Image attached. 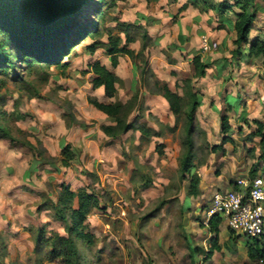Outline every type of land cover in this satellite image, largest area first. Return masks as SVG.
<instances>
[{"label": "rangeland", "instance_id": "1", "mask_svg": "<svg viewBox=\"0 0 264 264\" xmlns=\"http://www.w3.org/2000/svg\"><path fill=\"white\" fill-rule=\"evenodd\" d=\"M188 2L104 0L101 16L95 17L91 10L86 15L98 20L99 33L70 53L64 60L65 69H30L15 62L14 71L0 75V126L14 139H0V264H64L62 259L50 261V248L44 241L38 248L35 243L39 230L44 231V238L66 235L61 223L52 219L51 210L36 211L40 205L49 206L46 200H56L62 185L72 191L86 189L99 200V208L86 220L92 244L72 238L78 264H251L246 256L247 239L227 228L224 220L218 240L221 251L205 261L213 237L202 224L215 193L228 190L240 177H264L259 137L255 135L264 126V59L247 55L255 39L264 42V0H255L256 16L240 56L232 55L239 9L232 5L225 14L217 15ZM186 3L203 17L198 35L216 42V51L199 56L198 51L190 50V58L182 53L173 57L179 49L174 34L165 45L157 40L161 37L158 32L156 41L148 34L142 40V31L155 21L152 14H169L160 17L162 26L166 22L169 28L188 8L179 12ZM121 23L137 24L142 29L130 30L135 42L128 48L135 58L118 56L119 72L111 68L104 49L90 55L86 46L97 41L106 44L108 35L124 41L117 25ZM195 57L207 66L201 76L192 64ZM153 59L168 65L159 67L158 61L163 72L159 78L150 67ZM95 61L119 74L112 100L92 89L88 68ZM155 78L180 96L185 95L183 81L189 79L201 97L194 118L191 174L184 177L180 159L185 117L183 114L176 121L165 100L152 93ZM88 98L104 103L131 101L127 120L153 130L155 136L145 139L138 131H129L114 139L106 137L101 127L110 122L88 104ZM67 113L82 125H68L63 118ZM222 116L230 126L231 141L226 144L220 129ZM25 142L42 151L46 163L21 145ZM68 144L77 156L63 168L60 151ZM191 175L198 177L201 194L186 201L185 207L191 202V208L185 211L181 202L189 196Z\"/></svg>", "mask_w": 264, "mask_h": 264}, {"label": "trees", "instance_id": "2", "mask_svg": "<svg viewBox=\"0 0 264 264\" xmlns=\"http://www.w3.org/2000/svg\"><path fill=\"white\" fill-rule=\"evenodd\" d=\"M172 1L176 2L177 0ZM188 1L192 6L198 7L202 5L201 11L203 12L213 11L217 15L225 14L232 9V5L237 7L240 12L236 14V38L233 42L235 49L232 55L240 56L243 54L242 46L248 45V35L256 16L255 0H235L232 5L226 1L218 3H213L210 0ZM103 6L104 0H0V75H6L9 71H14L15 62L25 63L30 69L33 66L45 69H50L51 67L65 69L67 62H64V60L68 58L70 53L82 41L99 33L98 20L96 18V20L86 18V15L91 10L95 17L101 16ZM187 7L188 4H184L179 9V12ZM117 25L124 36V41L120 36L108 35L106 44L97 41L86 46V50L90 55H93L98 49H104L113 69L117 67L118 56L135 58L134 52L128 48L129 44L135 42L129 32L134 29H142V26L137 24L121 23ZM147 37V32L143 30L142 40L145 41ZM143 50L144 45L141 47V51ZM247 55H261L264 59V42L258 38L255 39L248 48ZM192 64L197 76H201L207 68L198 57L192 60ZM88 72L92 75V89L102 88L103 96L106 99H114L117 94L116 85L120 82L119 78L99 61L89 65ZM183 84L185 95L180 96L176 92L171 91L166 83L160 82L156 78L152 83L154 89L152 93L165 100L175 120L178 121L183 114L185 117L184 152L180 159L182 177L191 174L194 156L192 140L194 118L201 103V97L196 91H193L191 81L185 79ZM185 99H187L185 102L186 111L183 112ZM87 102L95 110L105 115L110 122V125L101 127V131L106 137L114 139L129 131H138L140 137L145 139L155 136L153 130L144 126H136L134 122L127 120V112H129L132 105L131 101L126 104L119 102L104 103L95 98H88ZM63 118L68 120V125H82L70 113L64 114ZM220 129L223 135V143H229L231 141L228 137L230 126L226 116H222L220 119ZM255 135L259 137V160L264 162L263 125L256 130ZM0 139L14 142V139L2 126H0ZM21 145L33 152V155L39 161L46 163L42 157V151H38L36 146L30 142H25ZM215 149L212 148V151H215ZM76 156V151L69 144L65 145L60 151L59 161L61 167H69L70 162ZM254 172L255 169L251 171V174ZM249 178L253 179L255 176ZM198 184V177L191 175L188 190L189 196H197L199 194ZM46 201L50 203L49 206L40 205L36 211L51 210L52 219L61 223L66 235L64 237L52 234L49 238H44V231L39 230L35 241L36 248L44 241L50 248L47 252L50 261L62 259L64 264H78V253L72 238L80 239L87 245L92 244V236L86 231V220L92 210L99 208L97 196L89 193L86 189L72 191L69 186L62 185L56 200ZM220 224L221 218L218 216H213L207 224L208 232L213 238L209 244V249L206 251L205 261L209 260L215 252L221 251L218 245ZM245 247L246 256L251 264H264V233L258 238L247 239ZM196 250L195 248L192 252L194 253Z\"/></svg>", "mask_w": 264, "mask_h": 264}, {"label": "built area", "instance_id": "3", "mask_svg": "<svg viewBox=\"0 0 264 264\" xmlns=\"http://www.w3.org/2000/svg\"><path fill=\"white\" fill-rule=\"evenodd\" d=\"M217 49L216 42L205 35L200 37L201 54ZM204 214L205 225L213 216H218L227 228L246 239L260 237L264 233V177L237 178L228 190L213 195Z\"/></svg>", "mask_w": 264, "mask_h": 264}, {"label": "crops", "instance_id": "4", "mask_svg": "<svg viewBox=\"0 0 264 264\" xmlns=\"http://www.w3.org/2000/svg\"><path fill=\"white\" fill-rule=\"evenodd\" d=\"M190 8L191 7H188L185 11H183V13H181L179 15L177 21L173 24L172 23L170 24L171 27H169V28L167 27L166 22H165V25L162 26L163 20L162 19L160 20V17H162V18H164L165 16L170 17L169 14H164L161 16H156V15L152 14V17L155 19V21H153V23H151L145 27L146 32L150 38L155 39L156 33L157 32L160 33L161 37L159 36L160 38H157V40H159L161 45H165L166 42L169 41L170 34H172V35L174 34L175 40L177 42L176 46L179 47V49L176 50L175 53H173V57H176V55H179L180 53H182V54L188 55V58H190V57H192L191 55L188 54V51H190V50L198 51V55L199 56L202 55L200 53V36L198 35V32L203 26V17L198 12L193 11ZM159 22H161V23L158 24ZM155 41H156V39H155ZM179 50H180V52H179ZM158 61L161 64L159 67H161L163 64L162 59H158L156 61L153 59L150 62V67H151L153 73L155 74V76L157 78L161 77L163 74V72H161L162 69L161 68L158 69ZM104 65L107 67L106 64H104ZM163 66L166 67L168 65L166 64V62H164ZM116 68H117L116 71L120 72V62H118ZM132 69L135 70L134 67H132ZM116 75L118 76L119 74L116 73ZM162 79H163V81L168 82L167 80H165V78H162ZM131 86L132 85H131V81H130L129 89L131 88ZM116 88H117V85H116ZM97 90H99L103 95L102 88H98ZM200 189L201 188H199V191H201ZM200 194H201V192H200ZM200 194H198L197 196H199ZM197 196H188V198L186 197V199L182 200L181 205L185 211H188L191 208V202H190V206L185 207L186 201L187 200L190 201L189 198H193V197H197ZM195 213H196V215H199L201 213V210L199 212H195ZM202 225H203L202 228L204 230H206L208 228V226L205 225V222H203Z\"/></svg>", "mask_w": 264, "mask_h": 264}]
</instances>
